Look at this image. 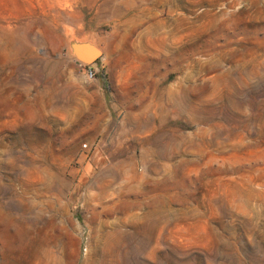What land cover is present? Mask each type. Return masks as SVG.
<instances>
[{"label": "rangeland", "instance_id": "1", "mask_svg": "<svg viewBox=\"0 0 264 264\" xmlns=\"http://www.w3.org/2000/svg\"><path fill=\"white\" fill-rule=\"evenodd\" d=\"M0 264H264V0H0Z\"/></svg>", "mask_w": 264, "mask_h": 264}, {"label": "water", "instance_id": "2", "mask_svg": "<svg viewBox=\"0 0 264 264\" xmlns=\"http://www.w3.org/2000/svg\"><path fill=\"white\" fill-rule=\"evenodd\" d=\"M70 48L72 56L85 64H95L102 56L100 49L88 41H73Z\"/></svg>", "mask_w": 264, "mask_h": 264}, {"label": "built area", "instance_id": "3", "mask_svg": "<svg viewBox=\"0 0 264 264\" xmlns=\"http://www.w3.org/2000/svg\"><path fill=\"white\" fill-rule=\"evenodd\" d=\"M79 70L90 80L95 79L99 74V69L97 67V64H85L82 62H77ZM87 147V146H85Z\"/></svg>", "mask_w": 264, "mask_h": 264}]
</instances>
